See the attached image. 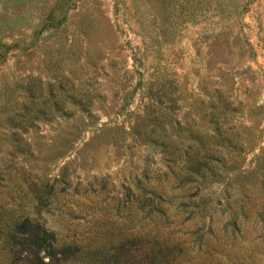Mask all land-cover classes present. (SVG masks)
<instances>
[{
  "label": "rangeland",
  "instance_id": "obj_1",
  "mask_svg": "<svg viewBox=\"0 0 264 264\" xmlns=\"http://www.w3.org/2000/svg\"><path fill=\"white\" fill-rule=\"evenodd\" d=\"M56 1L0 0V219H38L57 244L149 227L152 264H264V0H67L59 25L46 20ZM149 86L152 104L174 97L180 119L224 91L229 122L251 141L223 148V178L180 194L168 140L149 145L131 128ZM76 97L96 102L77 134L88 113ZM30 112L38 125L17 142L5 117ZM144 184L162 190L165 213L144 216ZM2 234L0 264H15Z\"/></svg>",
  "mask_w": 264,
  "mask_h": 264
},
{
  "label": "trees",
  "instance_id": "obj_2",
  "mask_svg": "<svg viewBox=\"0 0 264 264\" xmlns=\"http://www.w3.org/2000/svg\"><path fill=\"white\" fill-rule=\"evenodd\" d=\"M67 4V0H57L56 3L49 7L46 14V20L52 24L61 23L58 15ZM217 91V92H216ZM215 92H208L207 98H200L201 104L197 108H188L185 110L182 119L176 114L179 107L173 96L167 98L162 96L156 97L157 104H152V87H148V101L145 104L144 112L131 125L133 134L136 139H140L149 145L152 143H162L165 139L171 147L169 158L172 162L180 164V168L175 172L173 181L174 186L184 187L180 194L188 193L191 188L199 189L207 186L210 182L223 178L224 170L220 162H224V147L230 149H242L250 138L242 136L239 130L235 129L229 122L230 114L234 107L230 105L227 97H224V91L218 88ZM118 91H115L117 94ZM207 99V100H205ZM220 99L223 103L220 104ZM64 102L61 98L56 100L57 105ZM75 102L82 111H87V116L80 115V125H76L73 130L75 134L79 133L80 127L85 123L93 124L96 119V113L91 111L95 106L92 97L82 99L75 98ZM100 108L104 102H98ZM58 107H60L58 105ZM36 111H39L37 109ZM30 112L25 116L23 114H8L5 120L10 123V133L14 139L19 142L24 139L23 133L28 126L38 125L37 120L40 115L36 112ZM195 114L199 119L209 118L212 123L211 128L194 126L197 122ZM248 140V142H247ZM27 142V139H25ZM14 150L19 148L17 143L10 141ZM228 164L229 167H235L239 163L236 156ZM221 163V164H222ZM227 165V166H228ZM103 185L106 183L102 181ZM126 191H130V185H125ZM143 192H138L139 207L148 206L147 212L165 213L166 207L163 204L164 194L156 185L144 184L140 186ZM40 192L43 188L35 185L31 190ZM185 196V195H184ZM186 203V202H184ZM187 204V203H186ZM192 206H198L197 211L200 216L204 215L207 210V201L202 198L198 203ZM143 216V217H144ZM142 217V218H143ZM139 228L142 229L138 225ZM113 227L103 228L102 231H96L91 234V239L72 240L66 243H58L54 230L43 228L38 219L27 216H11L0 219V229L4 238L5 246L11 256V263L15 264H152V259L156 256V249L152 248V243L148 246L142 242L149 231V227L144 232H132L129 237L125 238L119 230H116L117 236H108L110 229ZM152 229V228H151ZM143 230V229H142ZM115 234V231L114 233ZM45 250L48 259L45 260L40 253Z\"/></svg>",
  "mask_w": 264,
  "mask_h": 264
}]
</instances>
